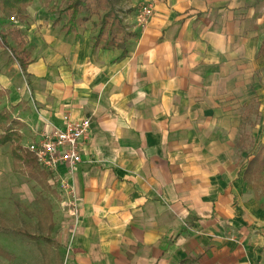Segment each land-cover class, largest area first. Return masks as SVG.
I'll return each mask as SVG.
<instances>
[{
    "label": "crops",
    "instance_id": "crops-1",
    "mask_svg": "<svg viewBox=\"0 0 264 264\" xmlns=\"http://www.w3.org/2000/svg\"><path fill=\"white\" fill-rule=\"evenodd\" d=\"M39 1L19 26L25 71L0 44V109L24 147L64 114L91 123L81 162L59 169L72 195L47 178L37 193L0 145V264H264V208L244 179L264 142V0H122L124 56L92 48L98 18L65 35ZM11 199L21 220L46 213L48 233L10 230Z\"/></svg>",
    "mask_w": 264,
    "mask_h": 264
},
{
    "label": "trees",
    "instance_id": "trees-1",
    "mask_svg": "<svg viewBox=\"0 0 264 264\" xmlns=\"http://www.w3.org/2000/svg\"><path fill=\"white\" fill-rule=\"evenodd\" d=\"M108 1L110 0H64L62 6L58 7L55 11L57 16L52 24L55 25L62 20L61 30L65 35L76 33V31L88 20L86 13H98L100 9L104 8V5ZM111 1L120 3L122 0ZM32 2L33 0H0V12L8 17L11 15V12H15L17 16L20 15L21 17H25L26 7ZM94 25L98 26V30L92 38L93 49L98 47L105 49L116 47L122 50L121 56L126 54L127 41L132 34L126 31L125 25L117 12L109 9ZM8 37L14 41L16 47L9 46ZM0 44L3 48L10 50L11 56L16 60L21 70L25 71L31 59L26 48L27 42L21 34L19 26L9 24L3 32L0 31ZM262 47L263 45L259 50V54L263 52ZM3 95L4 93L0 91V99ZM8 122L9 115L0 109V145L9 144L15 166L23 167L29 178L43 186L47 178L46 173L38 169L34 155L21 145V136L19 132L9 126ZM263 171L264 142L247 163L244 179L250 183V177L253 174ZM15 231L30 239L37 240L40 238V236L28 233L20 228Z\"/></svg>",
    "mask_w": 264,
    "mask_h": 264
},
{
    "label": "built area",
    "instance_id": "built-area-1",
    "mask_svg": "<svg viewBox=\"0 0 264 264\" xmlns=\"http://www.w3.org/2000/svg\"><path fill=\"white\" fill-rule=\"evenodd\" d=\"M153 14L152 3L139 5L135 13L136 24L141 28L146 27ZM7 21L11 25L20 26L16 13L10 15ZM62 120V127L52 126L25 148L34 155L38 169L46 173L49 183L54 184L57 180L72 195L73 187L68 180L59 178V169L64 166L71 174L81 162L80 148L87 138L91 120L88 117L73 119L69 114H64Z\"/></svg>",
    "mask_w": 264,
    "mask_h": 264
},
{
    "label": "rangeland",
    "instance_id": "rangeland-1",
    "mask_svg": "<svg viewBox=\"0 0 264 264\" xmlns=\"http://www.w3.org/2000/svg\"><path fill=\"white\" fill-rule=\"evenodd\" d=\"M63 1L64 0H40L39 3H38V10L40 11H45L47 10L48 12H51V13H54L55 14V11L57 10L58 7H61L62 4H63ZM116 3H114L113 1H108L106 3V10H109V9H112L114 11H117V13H122L124 12L123 9L121 8V5L119 6H115ZM13 13L15 12H11L10 14L12 15ZM86 15H90V16H94L96 18H100V13H97V14H89V13H86ZM7 15L5 14H2L0 12V31L3 32L6 27L9 26V23L7 21ZM18 20H19V24L18 25H21V24H25V17H21L20 15H18ZM256 104V101H253L252 104H251V107H252V110H253V107H255L254 105ZM253 122V121H251ZM263 131H264V122L263 123H260V126H259V129L257 130L256 129V133L258 135V137L260 136H263ZM6 147V146H5ZM5 150L7 148H4ZM15 169L17 170V172H19L21 174V172L24 171V169H19V167H16L15 166ZM251 180L253 181V185H254V188H255V192H256V195H257V198L261 200V205L263 206L264 208V171L261 172V173H256V174H253V176H251ZM45 184V183H44ZM41 186V185H40ZM45 186V187H44ZM36 187V185H35ZM49 194V192H51L50 188L48 187V185H43L41 186V191H37L36 192H40L42 195L44 194ZM259 192V193H258ZM58 199H60L61 197L56 195ZM6 195H1L0 194V206H3L6 199H5ZM14 202L13 199H11L8 203H9V206H10V210H11V217L13 216L15 218V220H10L9 221V225L11 226L9 229L10 230H13L15 227H23L24 229L30 231V232H33L35 233L36 235H39V236H43L45 234L48 233V226H47V219H46V213L45 214H41L38 210L35 209V213H31L32 215H30L29 217L25 218L24 220H21L19 218V215L18 213L16 212V210L14 212L13 209H14V206L12 205ZM16 205V204H15ZM17 208V206L15 207V209ZM33 209V208H31ZM6 213V215H9V210H5L4 211ZM2 218H0V230H5L4 228V224H1L2 222ZM44 242V241H43ZM45 243V242H44ZM47 247V245H45Z\"/></svg>",
    "mask_w": 264,
    "mask_h": 264
}]
</instances>
